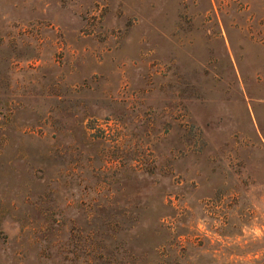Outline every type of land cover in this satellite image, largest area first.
I'll use <instances>...</instances> for the list:
<instances>
[{"label":"rangeland","instance_id":"1","mask_svg":"<svg viewBox=\"0 0 264 264\" xmlns=\"http://www.w3.org/2000/svg\"><path fill=\"white\" fill-rule=\"evenodd\" d=\"M0 264H264V0H0Z\"/></svg>","mask_w":264,"mask_h":264}]
</instances>
